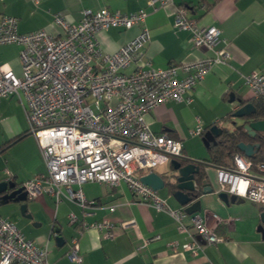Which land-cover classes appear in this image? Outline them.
<instances>
[{
	"label": "built area",
	"instance_id": "1",
	"mask_svg": "<svg viewBox=\"0 0 264 264\" xmlns=\"http://www.w3.org/2000/svg\"><path fill=\"white\" fill-rule=\"evenodd\" d=\"M31 1L38 5L42 0ZM146 3L163 6L173 0ZM146 15L144 9L123 13L103 7L83 9L81 19L71 22L65 13L56 12L52 20L60 29L58 35L44 29L21 33L16 16H0V45H19L21 63L18 75L0 63V98L15 97L22 102L28 132L44 159L45 172L22 184L27 200L47 193L56 203L63 198L74 201L82 210V218L73 213L69 218L82 228L80 234L93 228L102 238L113 239L116 231L111 221H84L96 202L86 199L82 185L97 182L115 186L123 182L135 202L167 213L177 231L189 237L184 243L170 241L172 252L196 255L203 244L225 241L216 231L222 221L213 215L214 224L210 226L199 214H188L183 206L172 208L140 180L157 166L184 156L181 140L152 131L145 116L170 100L189 103L192 88L214 65L227 62V41L218 27L200 26L185 8L177 7L174 26L188 30L189 43L208 48L211 55L165 68L154 67L145 54L150 39ZM133 26L139 27L137 35L114 53L102 51L97 32ZM220 43L222 46L216 48ZM243 80L253 98L264 96L263 72L252 71ZM203 132L198 122L190 134ZM217 179L219 191L264 209V161L252 164L249 158L236 154L232 168L217 169ZM109 208L113 210L114 206ZM119 226L137 229L134 219ZM158 239L159 234L144 237L141 247ZM47 255L46 246L27 239L12 221L0 215V264H53ZM65 255L74 264L82 262L77 238L71 240Z\"/></svg>",
	"mask_w": 264,
	"mask_h": 264
},
{
	"label": "crops",
	"instance_id": "2",
	"mask_svg": "<svg viewBox=\"0 0 264 264\" xmlns=\"http://www.w3.org/2000/svg\"><path fill=\"white\" fill-rule=\"evenodd\" d=\"M181 5L198 25L220 29L221 37L227 41L229 58L224 64L214 65L192 88L189 103L167 101L149 111L145 118L152 131L165 132L181 140L184 156L205 161L208 149L196 141L199 137L203 143V135L192 136L190 131L198 122L205 131L214 124L232 129L231 119L226 120L236 107V103L229 102L230 93L243 100L252 99L243 77L252 71L264 73V0H173V3L153 7L148 6L146 0H42L38 5L31 0H0V16H16L21 33L44 29L58 35L60 29L52 20L56 12L65 13L71 22H78L83 9L95 11L105 7L123 13L144 9L147 12L145 25L150 33L145 46L146 57L152 66L165 68L211 55L208 48L193 47L189 43L188 30L174 26L176 9ZM138 32V26L127 30L112 27L97 32L96 37L102 51L111 54ZM221 46L217 44L216 48ZM19 50L20 46L15 43L0 45V63L9 66L17 75L21 71ZM169 168L170 164L166 163L153 171L164 177ZM217 169L205 165L206 186L211 187L212 192L199 195L201 211L197 214L210 226L216 215L222 221L216 231L225 241L203 244V250L196 255L189 251L172 252L170 241L184 243L189 237L177 231L174 220L167 213L135 202L123 182L115 186L97 182L82 185L86 199L96 202L84 221H111L116 231L113 239L102 238L93 228L80 234L82 228L77 223L72 224L69 215L73 213L82 218L81 208L66 198L56 203L47 193L26 200L24 213L20 211L22 202L0 203V215L12 221L27 239L46 246L48 260L53 264H74L65 255L73 238L78 239L83 258L80 264H264V238L257 230L262 209L247 200L240 203L221 201L217 196L220 189ZM45 170L36 140L28 132L22 102L15 97H1L0 180L7 178L19 187ZM157 192L170 207H180L165 189ZM111 205L113 210L109 208ZM130 219L135 220L136 230L132 226H119ZM52 228H58L57 235L64 237L63 245L56 242ZM155 234H159L160 239L141 247L144 237Z\"/></svg>",
	"mask_w": 264,
	"mask_h": 264
},
{
	"label": "water",
	"instance_id": "3",
	"mask_svg": "<svg viewBox=\"0 0 264 264\" xmlns=\"http://www.w3.org/2000/svg\"><path fill=\"white\" fill-rule=\"evenodd\" d=\"M229 102L236 103V107L233 109L231 120L229 121L230 127H242L243 130L250 136L260 134L264 138V118H256V107L249 100H243L241 97H235L233 93L229 95ZM223 128L217 124L210 126L203 134L202 141L206 147L210 143H215L216 138L222 133ZM258 143H246L239 142L237 144L238 149L247 158H250L257 150ZM170 168L164 174V177L151 171L140 177V180L150 186L156 191L166 190L169 195L175 199L180 206L185 208L188 214L200 213L201 203L198 199V188L196 187L195 175L199 172L200 164L213 166L205 161L192 159L190 157L182 156L178 158H172L169 161ZM201 194H207L212 192V188L203 186ZM218 198L224 203H240L244 199L236 197L233 194H227L224 191L217 192ZM10 200L22 202L20 204V211L24 213L26 204V192L23 186H16L11 180L4 178L0 180V203H7ZM29 217V216H28ZM261 224L257 230L262 233L264 238V209L260 212ZM54 230L55 240L59 246L65 243V239L62 235H57L58 228H52ZM197 238L203 243L200 236Z\"/></svg>",
	"mask_w": 264,
	"mask_h": 264
},
{
	"label": "trees",
	"instance_id": "4",
	"mask_svg": "<svg viewBox=\"0 0 264 264\" xmlns=\"http://www.w3.org/2000/svg\"><path fill=\"white\" fill-rule=\"evenodd\" d=\"M180 7L186 9L185 6L181 5ZM249 101L256 107L255 117L264 118V97H259L258 99L252 98ZM232 112L228 114L226 120L231 119ZM239 142L258 143L259 146L256 152L249 159L252 161V164L264 161V138L260 134L250 136L242 127H234L232 129L223 128L222 133L216 138V142L210 143L207 147L208 158L203 160L216 168H232L234 156L236 154L243 155L237 147ZM195 182L199 190L198 195H200V189L207 185L205 164H200L199 172L195 175Z\"/></svg>",
	"mask_w": 264,
	"mask_h": 264
},
{
	"label": "rangeland",
	"instance_id": "5",
	"mask_svg": "<svg viewBox=\"0 0 264 264\" xmlns=\"http://www.w3.org/2000/svg\"><path fill=\"white\" fill-rule=\"evenodd\" d=\"M230 126V125H229ZM197 142H198V145L199 146H204V144L199 140V137H198V139L196 140ZM205 147V146H204Z\"/></svg>",
	"mask_w": 264,
	"mask_h": 264
}]
</instances>
